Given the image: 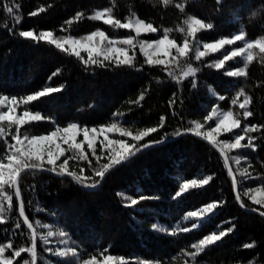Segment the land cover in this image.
I'll return each instance as SVG.
<instances>
[{"label":"trees","instance_id":"1","mask_svg":"<svg viewBox=\"0 0 264 264\" xmlns=\"http://www.w3.org/2000/svg\"><path fill=\"white\" fill-rule=\"evenodd\" d=\"M16 4L20 5L19 9L9 15L5 5ZM41 8L44 11H39ZM106 9L110 11L105 12ZM32 12L37 14L30 15ZM97 12H104V16L95 19ZM108 18L122 23L142 20L157 31L137 34L134 27L125 29L104 23ZM192 19L214 27L198 29L194 36L189 35ZM22 30H34L37 34L52 31L53 38L60 41L81 42H90L89 35L102 31L105 38L95 36L91 42L105 50L112 46L125 48L133 63L131 66L118 64L125 57L104 60L94 55L98 64L89 61L86 65L83 61L88 60L87 53L80 52L78 58L71 53L70 44L66 45L68 52H64L47 41L21 38ZM165 30L177 46L182 47L187 40L190 50L186 56H180L175 47L164 65H149L141 43L163 38ZM241 31L245 33L243 41L225 45L216 52L207 51L200 60L195 59L197 48L205 51L204 43L231 38ZM129 38L133 46L124 43ZM249 43L253 45L251 48L247 47ZM261 44H264V0H223L222 3L218 0H0V95H15L19 100L44 87L65 86L61 92L16 108L17 112H39L43 117L21 125V134L44 135L56 127L66 128L72 122L81 128L99 129L116 121L144 130L159 129L139 144L161 138L166 141L114 168L95 189L82 187L75 180L56 176L52 171L25 172L18 186L25 216L37 233V264H83V260H90L93 255L100 259L111 255L110 264H264V216L259 212H264V207L252 199L254 192L264 193V51ZM238 47L245 48L243 54L226 61L221 69L215 67L225 52ZM100 61L105 66H99ZM189 66L199 71L183 76ZM237 68H243L246 75L224 74ZM57 69L59 74L52 76ZM221 95L225 97L223 101L219 100ZM173 100L175 103L170 106ZM245 101V107L252 113L246 119L239 107ZM214 107L219 113L230 112L232 118H239L242 128L257 126L256 131L242 133L256 138L255 151L223 149L245 207L236 199L234 179L220 152L204 138L194 135L199 131L206 136L215 127L216 113H212L213 121L204 119ZM161 117L165 118L163 128H159ZM193 121L203 127L196 129ZM0 127L5 133L0 136V162L7 165V155L14 151L9 145L15 143L12 136L16 134V125L9 127L8 121H3ZM189 128L194 134L178 138L173 135L188 132ZM232 135L222 132L215 141L231 142ZM120 138L133 143L130 136ZM94 147L95 155L87 145L82 146L86 159L80 158L81 150L70 147L63 156L69 158L68 171L81 175L83 169L82 179L91 178L85 180L88 184L100 179L94 173L109 163L111 153L109 147L102 149L98 142ZM236 157H241L239 165ZM43 167L52 166L44 161ZM54 173H61L59 167ZM249 175L254 179H246ZM209 176L213 179L208 184L199 183ZM192 180L197 184L189 183L188 190L174 199L180 187ZM2 192L13 198L9 207V201L0 195V205L5 209L0 213L3 218L0 245L9 242L13 245L5 248L4 257L11 258L12 264H24L25 260L32 264L31 252H22L20 257L13 255L14 251L33 246L31 231L19 215L15 186L5 184ZM118 192L149 199L126 207L130 202L118 197ZM209 203H217L215 214H205L209 218L192 229L197 218L188 217V213L200 211ZM17 223L20 228H16ZM155 223L166 226L168 232L153 230ZM186 227L190 230L182 231ZM229 227H234V231L217 244L203 250L193 248L204 236ZM61 232L65 235L61 236ZM248 243L254 246L244 248ZM66 248L74 249L76 256L71 252L67 256L58 254Z\"/></svg>","mask_w":264,"mask_h":264},{"label":"snow or ice","instance_id":"2","mask_svg":"<svg viewBox=\"0 0 264 264\" xmlns=\"http://www.w3.org/2000/svg\"><path fill=\"white\" fill-rule=\"evenodd\" d=\"M167 2V0H165ZM219 3H222L223 0H218ZM20 5L16 4L15 6L11 5H5V10L9 15H14L16 9H19ZM39 11H44V9H39ZM105 12H109L110 10L106 9ZM36 12L30 13V15H36ZM79 15V14H78ZM104 16V12H97L95 19H101ZM19 18L17 17V23H19ZM106 24H111L113 27L118 28H125V29H132L134 27L135 32L137 34H140L141 32H156L157 29L153 27L152 24L148 23L145 24L142 20H135L130 21L128 23H122L120 20L116 19H104L103 21ZM214 25L211 23L205 24L203 21L199 19H192L189 22V28L188 32L189 35H195L198 29H213ZM167 31L165 30V33L163 35V38H158L152 43L148 42H142L141 43V51L144 53L147 59V64H160L164 65L165 60L164 59H152V55L150 52L146 51L145 49H152L153 52L157 53L158 55L160 53H163L164 56L170 55V49L173 47H176V51L180 56H186L187 53L190 50V45L187 40L184 41L183 46H177L176 42L174 40H170L167 35ZM19 36L21 38H27L34 42H41V41H47L49 44L54 45L57 49L68 52V48H66V45H71V53L74 54L76 57L80 58V51L77 49L76 44L77 41H70L69 39H65L64 41H60L58 39L53 38V32L52 31H41L38 34L34 30H27V31H20ZM100 36L102 39L105 38L104 32H93L91 35L88 36V40L92 41L93 37ZM245 39V33L239 32V34L232 35L231 38H223L218 39L217 41L213 43H204L203 48L205 51H200L199 48L195 50V59L200 60L201 57L205 56L207 51L216 52L219 49H222L225 45H232L237 41H243ZM113 41H109V44H113ZM125 44L133 46V40L131 38L124 41ZM252 44H247V47L251 48ZM261 48V51H264V44L259 45ZM88 52V60L83 61L86 65L91 62V64L96 65L98 64V61L93 59V52H104L103 59L104 60H110L112 56H122L125 57V59L118 60V64L123 65H132L133 60L132 58L127 57V49L125 48H117V47H109L108 49H101L99 45L95 46H87L85 49ZM245 51L244 47H238L232 50L231 52H225L223 54L222 59H218L215 62V67L217 69H221L224 67L225 62L240 56ZM82 59V58H81ZM173 59H175L173 57ZM248 59H251L249 56ZM99 66H105L103 64V61L99 62ZM199 69L192 68L191 66L188 67L187 71L184 72L185 76H191L195 75L196 72H198ZM60 72L59 69H57L56 72L52 74V76L58 75ZM225 75L228 77H241L246 75L243 68H237L235 70H226ZM171 76L172 73H169ZM51 79V77L49 78ZM65 86H59V87H44L42 90L36 91L33 94L27 95L25 97H21L19 100L15 95L8 96V95H0V109L6 108L7 111L0 110V122L8 121L9 127H11L13 124L16 125V134L12 136V140L15 142L12 145H9L10 149H14L11 154L7 155L8 163L5 165L4 163L0 162V195H4L5 199L9 201V207H11V201L12 196L6 195L2 192V189L5 184H8L9 187L15 186V196L17 199L21 196V191L18 186V178L21 176L22 173L25 171H33V170H47L55 172L56 168L59 167L61 170V174H67L70 176L73 180L78 182L82 187H96L99 185V183L104 179L106 172L114 167V166H120L122 163H125L129 161L132 157L137 156L142 151L148 149V148H154L158 145L165 142V138H161L158 141H147L143 144H139L138 142L141 140H144L145 137H147L150 133H155L159 129L157 127H150L143 131H140L136 134H133L130 131H125L119 128H116L115 125H112L111 127L119 131L121 136H130L133 143L126 142L125 140H107V137L105 139L107 140V144L105 145L104 142H101L102 147H109L111 149V153L109 155V163H106L103 165V168L99 171H96L94 174L96 177H99L100 179L97 181H94L92 184L85 183V180L91 179L90 177H85L82 179L83 169H81V175H76L72 172H69L66 168V165L68 164V159L65 158L63 160L62 164L57 165V160L60 159V157L65 155V150L60 147L59 144H56L55 151L52 149V145L50 143L45 144V142H51L53 138L62 139L63 143L68 144L70 148L81 150L80 151V158L86 159L87 157L84 155L82 151V145L84 141H87L88 147L92 149L93 155H95L96 149L94 147L95 140H96V134H97V128L93 127L91 130L88 129V127H80L77 123L72 122L69 123L66 128L60 129L59 127H56L54 131H51L48 135H27V134H21V125H25L29 123V121H40L43 119L41 114L39 112L33 113L31 111L25 110L22 115L16 114V108L20 106V104L28 105L29 102L37 101L40 98L46 97L49 94H54L57 92L63 91V88ZM195 87V85H194ZM175 95V94H174ZM225 99L224 96H220L219 100L223 101ZM175 103V101H170L171 104ZM233 103L235 104L236 101L233 100ZM246 101L244 103H240L239 107L243 109V117L246 119L247 117L251 116L252 113L247 110L245 107ZM217 108H212L211 113L206 115L204 117L205 121H213V115L212 113H217ZM222 117V118H221ZM164 117H161V121L159 124V128L164 127ZM216 123L215 127L211 129L210 132H208L205 136L206 140L215 141V133L220 132L221 130L225 133H232L231 142L229 141H215L216 143L220 144L222 146V150L224 148L228 149H252L253 151L256 150V144L254 143L255 137H246L245 134L249 131H256L257 126L252 125L248 126L245 125L243 128L241 127V121L239 118H232V114L230 112L227 113H219L216 117ZM193 124H195L196 129H201L203 127L202 124L193 121ZM234 129H239V132H234ZM101 133L105 131V129L101 128L99 130ZM193 131V129L189 128L188 132ZM63 132L64 136H60V133ZM82 132L84 136V141L77 142L76 137L77 135ZM4 128L0 127V136H3ZM173 135H180V133H174ZM197 136H200L201 133L199 131L196 132ZM91 136V138H90ZM247 139V143H243L242 141H245ZM45 156L47 157V164L51 165V168L45 169L43 168V162L45 159ZM97 160H99V157H97ZM235 162L237 165L241 162V157H236ZM228 163V159H225V164ZM231 169H229V175H231ZM213 178L209 176L207 179H201L199 181L200 184L206 185L209 183L210 180ZM246 179H254L252 176H247ZM189 183L191 185H196L197 181L192 180L190 182L184 183L180 189L175 193L174 199L179 198L184 192H186L189 188ZM234 188L236 187V181H233ZM118 197H122L125 201H129L130 203H126L124 206H136L141 201H144L146 199H149V197H146L144 195H140L138 197H131L126 195L125 193L118 192ZM236 199L238 201L241 200V197L239 193L236 195ZM253 202L257 205L264 206V201L257 200L255 197H252ZM241 207H245L243 203H241ZM217 208V203H209L205 205L200 211H191L188 213V217H195L197 218V221L192 223L191 228L196 229L200 224L203 223L204 219L209 218L208 216H205V214H215V209ZM4 207L0 205V213L4 212ZM252 211H258V209H251ZM262 216H264V212H260ZM19 215L21 217H24V223L27 224L28 228H32V224L28 222L27 216H25V209L24 204L21 201L20 207H19ZM2 217H0V221H2ZM187 219V217H186ZM225 223H231V221H227ZM47 227V225H45ZM16 228H20V224H16ZM153 230H158L162 233H167L168 228L166 226H162L159 223H155L152 225ZM189 228H183L182 231L187 232L189 231ZM234 231V227H229L224 230H220L218 232L213 231L211 234L204 236L200 241L199 244H193V248H197L198 250H203L207 246H211L214 244H217L220 242L226 235L230 234ZM33 239H32V248H22L20 250L14 251L13 255L15 257H20L22 252L28 251L32 254V264H36V250H35V244H36V233L33 231ZM49 236H52V232L48 233ZM61 236L65 235V232L60 233ZM47 243V241H44ZM254 246V243H248L244 245V248H252ZM12 248L13 245L11 242H9L7 245H0V264H12L11 258H5L4 252L5 248ZM48 251H52V249H48ZM71 252L72 255L76 256V251L72 248H66L64 251H59L58 254L61 256H67L68 253ZM103 255V253H100ZM113 257L111 255H104L103 261H97L96 255H93L91 259H85L83 260V264H110ZM24 264H28V261L25 260Z\"/></svg>","mask_w":264,"mask_h":264},{"label":"rangeland","instance_id":"3","mask_svg":"<svg viewBox=\"0 0 264 264\" xmlns=\"http://www.w3.org/2000/svg\"><path fill=\"white\" fill-rule=\"evenodd\" d=\"M71 41H77V42H78V43L76 44L77 49H78L80 52H85V53H87V54H88V52L85 50L86 47H87V46H95V44H94L93 42H91V41H90V42H81V41H79V40H71ZM153 41H155V40L147 41V42H148V43H152ZM70 46H71V45H70ZM112 47H115V46H112ZM100 48H101V47H100ZM174 49H175V47H173V48L170 49V55H171V52H172ZM145 50L151 53V55H152V59H154V60H156V59H164V60H166V59L170 56V55H169V56H164L163 53H160V54L158 55L157 53L153 52L152 49H147V48H146ZM94 55H95V56H102V57H103V56H104V52L94 51V52H93V56H94ZM111 58H113V59H120V58H123V57H122V56H112ZM183 76H185V75H183ZM6 111H7V110H6ZM23 112H24V111H20V112H17V111H16V114H17V115H22ZM216 114L218 115L219 112H217ZM221 118H222V117H221ZM112 125H115L116 128H119V129H122V130H125V131H130V132H132L133 134H136V133H138V132L144 130V129H141V128L133 127V126L128 125V124H124V123H120V122H116V121H114V122H111V123H109V124H107V125L101 127V128H103V129H105V131L102 132V133L99 131L101 128L97 129L98 131H97V134H96V140H95V143L98 142V143H100V145H101V142L103 141L104 144L106 145V144H107V140H121L120 137H122V136H121L120 132L114 130V129L111 127ZM61 129H63V128H61ZM211 129H212V128H211ZM211 129H209V130L206 132V134H207L208 132H210ZM90 130H91V129H90ZM222 132H223V131L221 130L220 132L215 133V134H214V135H215V138H216L217 135H219V134L222 133ZM48 134H49V133H48ZM48 134H44V135H48ZM64 135H66V134H64L63 132L60 133V136H64ZM105 137H107V140L105 139ZM90 138H91V136H90ZM76 141H77V142L84 141V136H83V133H82V132H80V133L77 135V137H76ZM48 143H50V144L52 145V149H53V151H55V147H54V146H55L56 144H59L60 147H61L62 149L65 150V154H66V151H67L68 148H69V145H68V144L63 143L62 139H58V138H53L51 142H45V144H48ZM83 145H87V146H88L87 141H84ZM83 145H82V146H83ZM94 145H95V144H94ZM101 148H102V149H105V148H107V147H102V145H101ZM64 159H65V158H63V156L60 157V159L57 160V164H58V165H59V164H62ZM44 161H47V157H46V156H45ZM66 168H67V165H66ZM253 197H255V199H257V200L264 201V193H263L262 191H260V190L254 192V193H253ZM262 207H264V206H262ZM97 261H103V259L97 258Z\"/></svg>","mask_w":264,"mask_h":264},{"label":"water","instance_id":"4","mask_svg":"<svg viewBox=\"0 0 264 264\" xmlns=\"http://www.w3.org/2000/svg\"><path fill=\"white\" fill-rule=\"evenodd\" d=\"M183 134H194V133H190V132H183V133H181L180 135H177L175 138H178L179 136H181V135H183ZM194 135H196V134H194ZM200 137H202V138H204L205 139V136H203V135H200ZM175 138H173V139H175ZM172 140V139H171ZM206 140V139H205ZM210 145H212L214 148H216L219 152H220V154L222 155V157H223V159H224V161H225V159L227 158L228 159V156H227V154L222 150V148L218 145V144H216L214 141H210V140H206ZM166 142V141H165ZM164 142V143H165ZM163 144V143H162ZM123 164V163H122ZM121 164V165H122ZM227 166H228V168L229 169H231V173H232V177H233V179L236 181V187H235V193H236V195H237V193H238V186H237V180H236V177H235V175H234V172H233V170H232V167H231V164H230V161H229V159H228V163H227ZM118 166H114V167H112V168H110L107 172H106V174H108L109 172H111L114 168H117ZM44 168V167H43ZM46 169V168H45ZM45 171H47V170H45ZM25 172H27V171H25ZM24 172V173H25ZM48 172H50V171H48ZM24 173H22L21 174V176L24 174ZM53 174H55L56 176H60V177H66V178H71L70 176H68L66 173L65 174H61V173H54V172H52ZM106 174H105V176H106ZM21 176L18 178V184H19V179L21 178ZM105 178V177H104ZM72 179V178H71ZM104 181V179L99 183V185L102 183ZM98 185V186H99ZM98 186H96V187H86V188H91V189H95V188H97ZM15 190H16V187H15ZM21 196H20V198H19V202L21 203ZM239 203L241 204L242 202H241V200L239 201ZM259 212H262V211H259ZM22 219H23V221H24V217H22ZM28 222L30 223V221L28 220ZM27 225V224H26ZM28 227V226H27ZM29 230L31 231V234H33V231H35V233H36V230L34 229V227L32 226V228L30 229L29 228ZM32 237H33V235H32ZM37 243H38V241H37V233H36V244H35V250H36V264H37V259H38V254H37Z\"/></svg>","mask_w":264,"mask_h":264},{"label":"bare ground","instance_id":"5","mask_svg":"<svg viewBox=\"0 0 264 264\" xmlns=\"http://www.w3.org/2000/svg\"><path fill=\"white\" fill-rule=\"evenodd\" d=\"M171 210V209H170ZM188 259V258H187Z\"/></svg>","mask_w":264,"mask_h":264}]
</instances>
